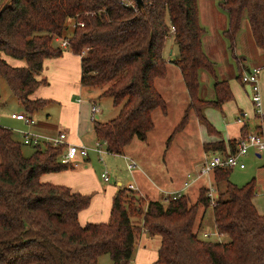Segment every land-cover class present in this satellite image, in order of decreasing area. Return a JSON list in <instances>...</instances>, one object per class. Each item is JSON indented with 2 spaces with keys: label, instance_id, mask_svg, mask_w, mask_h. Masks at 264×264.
I'll return each instance as SVG.
<instances>
[{
  "label": "trees",
  "instance_id": "obj_1",
  "mask_svg": "<svg viewBox=\"0 0 264 264\" xmlns=\"http://www.w3.org/2000/svg\"><path fill=\"white\" fill-rule=\"evenodd\" d=\"M143 1V7L133 8L119 0H10L0 12V76L25 112L32 115L52 101L32 95L48 83L41 76L45 59L63 53L55 39H66L68 49L81 55V86L105 87L101 95L111 96L119 107L110 120L94 118L93 131L106 142L108 152L123 153L133 138H146L154 125L155 109L166 113L155 80L167 75L163 51L172 33L178 54L169 61L180 69L189 108L209 135L219 134L204 110L221 108L232 92L226 79H218L214 62L203 49L206 31L199 21L197 0ZM220 5L228 13L223 34L232 52L247 19L255 44L264 53V0H222ZM68 17L74 19L73 31L64 37ZM6 57L24 65L12 66ZM202 69L215 79L214 99L197 96ZM187 118L184 114L179 125L184 126ZM220 142L223 146L214 149L220 147L224 154L236 150L235 139ZM22 146L9 128L0 127V264H98L106 253L112 264H129L140 228L160 238L152 264H264V213L253 201L254 181L241 186L233 183L231 167L213 171L214 205L207 196L209 187L203 185L194 202L181 192L166 204L148 200L143 212L140 206L133 207L134 198L126 195L129 188H121L112 200L107 222L82 225L79 213L90 205L91 194L41 180L45 173L73 167L60 161L64 146L34 147L29 156ZM210 206L215 229L226 240L198 233ZM199 208L202 215L198 217ZM132 212L142 214V226L132 221Z\"/></svg>",
  "mask_w": 264,
  "mask_h": 264
},
{
  "label": "rangeland",
  "instance_id": "obj_2",
  "mask_svg": "<svg viewBox=\"0 0 264 264\" xmlns=\"http://www.w3.org/2000/svg\"><path fill=\"white\" fill-rule=\"evenodd\" d=\"M221 1L222 0H197L199 21L206 31L202 37L203 49L214 62L218 79H227L230 89H233L232 91L237 88L240 89V94H242L241 99L244 104L243 106L241 105V107H245L242 108V112L244 113L247 107H249L248 104L251 103L250 90L246 85H242L239 79L241 72L237 67L233 52L229 48V42L224 34H222V30L226 29L228 26V13L226 9L220 5ZM244 22L242 26V30H244L243 34L246 32V35L250 36V40H253L247 19H245ZM66 24L67 27L64 30V37L70 36L72 33L74 19L68 17ZM58 39L60 40V38H56L55 40ZM177 54L178 44L174 41L173 34L170 33L165 41L163 51L164 57L168 60L167 75L164 78H157L155 80V86L166 102V113L160 108L153 111L152 118L154 125L153 128L147 132L144 140L135 137L130 144L124 148L123 153L112 154L107 152L102 156L103 161L98 158L91 163L103 187L108 183L115 184L118 180L122 181V187H127L126 185L129 183L136 185L139 191L135 187H132L128 189L126 195L129 196V198H134V200H132L133 207L137 208L140 206L143 212L148 200L152 198L166 204V198L168 199V197L173 196V194L182 191L187 192L190 202H194L200 187H203V185L212 187L214 191H217L216 187L211 183V176L213 173L202 175L199 179L195 180L189 188L184 189V181L188 179L187 174L193 173L196 175L205 159L210 157L213 152H221L222 149H220V147L223 145H220L221 135L218 133L208 135L205 126L199 121L195 112L189 108L190 98L185 83L182 80L180 69L173 61H169L175 59ZM251 67L253 66L249 68ZM199 82L198 98L201 100L214 99V77L208 71L202 69L199 71ZM104 88L105 87H94L92 91H88L89 89L85 88L80 93L82 98L86 100L94 98L92 102H96L99 106V111L97 113L98 117L96 118L102 122L116 117L119 111V107L113 105L111 96L101 95ZM251 107L250 105V108ZM17 110H23L22 105L11 92L6 80L0 76L1 118L3 115L8 117L11 112ZM48 114L54 115L53 122L55 123L57 109L54 105H45L43 108L36 111L35 114L33 113V117L36 121L42 122L46 120ZM184 114H187L188 118L184 126H180L179 124ZM204 114L217 130L223 131L222 124L224 121L227 122V119L226 117L223 118V113L219 108L212 106L208 107L204 110ZM238 116H242L241 112L238 113ZM238 116L234 115L232 120L234 119L237 124H242L237 121ZM245 120H249L251 132L258 131V125L264 122V118L259 116L250 119L246 117L243 121ZM1 125L9 128L19 141L21 140V136L18 134L17 129L26 128L24 124H16V122L11 123L10 120L2 121ZM178 125L179 128L177 129ZM175 128L177 131L174 132ZM171 135L172 137L170 141H168ZM208 136L213 139H211V141L206 140ZM94 140L91 146L94 145ZM218 144L220 145L219 150L214 149L217 148L216 146H218ZM22 148L26 156H29L34 150V147L27 145H23ZM103 148H105V146ZM257 153L258 152H256L254 148H249L248 153L241 159L245 166L244 169H239L238 167L231 169L229 178L233 183L239 186L253 180L256 190L253 201L258 207L257 209L264 213V151L259 153L260 156H257ZM91 154L92 156H96L93 152ZM124 156L127 158H124ZM128 159L136 163V166L132 170H129L127 167ZM72 166L75 167V165ZM104 171L108 173L109 179L107 181L100 175L101 172ZM224 185L225 183L222 182L219 184V187L223 189ZM201 211L202 209L199 208L197 212L198 217L202 215ZM142 217V214L131 213V219L137 226L143 225ZM143 232L148 237H151L146 233L145 229L140 228L137 234L138 239ZM203 232H207L210 235L209 237L212 238L219 236L215 229L211 206L206 208L201 225L198 227L200 236H203ZM140 237L142 238V235ZM220 237V239L223 240L227 239V237L223 235ZM152 238H154L153 242H150L148 247L150 246L157 249L160 238L158 236H153ZM98 264H112L110 255L107 253L101 255L98 259Z\"/></svg>",
  "mask_w": 264,
  "mask_h": 264
},
{
  "label": "crops",
  "instance_id": "obj_3",
  "mask_svg": "<svg viewBox=\"0 0 264 264\" xmlns=\"http://www.w3.org/2000/svg\"><path fill=\"white\" fill-rule=\"evenodd\" d=\"M243 25L244 24L242 23V26ZM243 31L244 30H242L241 27V30L237 35L235 47L233 49V56H235L236 64L240 72H242L244 68L247 69L250 66H255V64L257 66L263 67L259 78V87L264 103V53L259 51L253 37V40H250V36L246 35V32L243 34ZM55 42H57L55 45L60 46L59 40H55ZM6 59L12 66L24 65V62L21 60L11 57H6ZM41 76H44L48 83L46 85H41L35 91L32 97L51 99L52 101L48 105H54V107L57 109V116L55 123L53 122L54 115L52 114H48L45 121H36V123L33 125L34 130L49 135H54L58 133V131L64 130L67 132L68 141L75 144H86L91 146V143L94 139L95 142L98 140L93 131V120L90 110L91 102L94 98L86 100L82 98V95L80 94L81 91L85 89V87L81 86L80 84L81 55L71 52L68 47L63 48L62 55L45 59L44 69ZM242 85L249 87V85L244 84L243 82ZM230 90L232 92L231 99L226 101L227 103H223L221 108H219L223 113V118L226 117L227 122L224 121L222 124L223 131H219L215 128L221 135L220 139L224 140L225 142L232 139L237 140V138L242 133L251 130L249 120H245L242 124H237L234 119L232 120L234 115L238 116V113L241 112L242 117H247V119L257 116L255 114L254 106L251 100V103L248 104L249 107H247L246 112H242V108L245 107H241V105L243 106L244 104L241 99L242 94H240L239 88L234 89V91H232L233 89ZM249 90L251 93L250 87ZM88 91L92 90L89 89ZM79 98L81 99L80 101L78 100ZM250 105L252 106L251 108ZM22 109L23 110L21 111L17 110L13 112H25L23 106ZM96 117H98L97 114ZM5 120H10L11 123L16 122V124L22 123L12 119L10 115H8V117L3 115L2 121ZM257 129L264 133V122H261V125H258ZM18 134L20 135V133ZM208 137H206V140L208 141L213 139L210 136ZM91 153L92 152L89 153L88 157L80 158L78 160V164L75 167H71L59 172L45 173L41 176V180L43 182L66 185L73 191H77L82 194H91L90 205L79 213V221L82 225L86 224L87 222H107L114 196L117 194L119 189L128 188V186L131 184L129 183L126 185L127 187H122V181L118 180L115 182V184L108 183L103 187L96 172L91 166V163L96 161L99 156L96 152H93L96 156H92ZM257 156H260V154L257 153ZM244 167L238 168L244 169ZM211 183L212 185L216 186V184H214L213 175L211 176ZM131 185L139 191V188L136 185ZM256 208L258 207L256 206ZM259 213H263V211H259ZM141 235L142 238L140 237ZM141 235L135 244V249L129 264H152L157 259L158 248L156 249L150 246L148 247L150 242H153L154 238L148 237L144 232Z\"/></svg>",
  "mask_w": 264,
  "mask_h": 264
},
{
  "label": "built area",
  "instance_id": "obj_4",
  "mask_svg": "<svg viewBox=\"0 0 264 264\" xmlns=\"http://www.w3.org/2000/svg\"><path fill=\"white\" fill-rule=\"evenodd\" d=\"M123 5L131 6L136 8L137 5L134 0H119ZM80 25H83L81 22ZM171 31H174V27H171ZM59 40V39H58ZM60 47L65 48L68 46V41L66 39H60ZM261 66H253L251 68L243 69L240 74V80L249 85L251 89L250 98L254 106L255 114L259 117L264 118V103L259 87V78L261 74ZM81 100L80 98L78 99ZM92 120L96 118V114L99 111V106L96 102H91L90 106ZM10 117L14 120L24 123L26 126L25 129H17L20 133L21 140L20 142L23 145L38 147V146H60L63 145L62 155L60 156V161L66 164L77 165L80 158H85L89 156L90 152H96L100 160H103V154L107 153L106 142L104 140L98 139L93 146H88L86 144H75L68 141L67 132L62 130L58 131L55 135L44 134L37 130H34L33 125L36 123L33 115L27 112H12ZM244 116H238L237 121L243 123ZM2 118L0 115V127ZM105 146V148H103ZM249 148H254L256 152L260 153L264 151V135L260 130L254 132L243 133L236 140V150L229 154H224L222 152H213L210 157L206 158L203 164L200 166L198 173L196 175L187 174L188 179L184 181V189L189 188L192 183L199 179L202 175L211 174L217 168L226 169V168H235V167H244L242 162V157L248 153ZM101 156V157H100ZM124 158H127L124 156ZM136 166V163L128 159L127 167L129 170H132ZM101 177L107 181L108 173L102 172ZM130 184L128 188H132ZM182 191L173 194V196L166 198L168 201L169 198L175 197V195L180 194ZM207 196L210 198V204L214 205L217 199V192L209 187ZM219 234V233H218ZM203 236L209 237L210 235L207 232L203 233ZM221 235L219 234L218 238L220 239Z\"/></svg>",
  "mask_w": 264,
  "mask_h": 264
},
{
  "label": "water",
  "instance_id": "obj_5",
  "mask_svg": "<svg viewBox=\"0 0 264 264\" xmlns=\"http://www.w3.org/2000/svg\"><path fill=\"white\" fill-rule=\"evenodd\" d=\"M134 1L136 3L137 7H139V8L143 7V4H144L143 0H134ZM9 2H10V0H0V5L3 4L0 12H2L6 8V6L9 4Z\"/></svg>",
  "mask_w": 264,
  "mask_h": 264
}]
</instances>
